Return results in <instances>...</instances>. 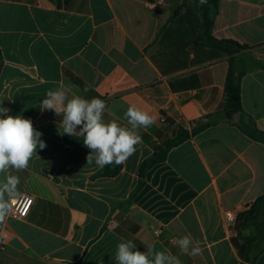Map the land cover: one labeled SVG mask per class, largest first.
Segmentation results:
<instances>
[{
  "label": "crops",
  "instance_id": "1",
  "mask_svg": "<svg viewBox=\"0 0 264 264\" xmlns=\"http://www.w3.org/2000/svg\"><path fill=\"white\" fill-rule=\"evenodd\" d=\"M203 19L194 0H0V107L31 119L47 145L8 171L33 203L25 219L0 223V264H115L122 240L182 264H264V242L242 254L237 221L224 220L264 195V144L253 137L264 133V0H218L212 15L213 39L248 46L234 64L241 111L229 118L230 57L206 44ZM58 87L105 101L106 121L130 128L135 105L155 123L138 129L143 144L125 164L99 169L82 138L60 135L61 117L40 110ZM178 130L189 137L140 174ZM189 233L201 255L175 244Z\"/></svg>",
  "mask_w": 264,
  "mask_h": 264
},
{
  "label": "clouds",
  "instance_id": "2",
  "mask_svg": "<svg viewBox=\"0 0 264 264\" xmlns=\"http://www.w3.org/2000/svg\"><path fill=\"white\" fill-rule=\"evenodd\" d=\"M206 0H199V5ZM40 110L53 111L60 116V135L67 134L82 138L83 146L89 149L87 164H93L103 169L108 165L120 166L137 152V146L143 144V138L138 129L152 126L156 117L142 111L135 105H130L124 113V119L129 127L122 126L117 119L106 121L104 114L107 109L105 101L98 97L86 99L79 95L69 96V90L64 87L50 89L40 101ZM10 109L0 107V223L10 214L11 204L20 193L17 187L18 176L9 175V169L25 170L37 150L46 148L41 139L43 133L35 129L31 119L21 115H9ZM109 115H113L110 111ZM179 251L185 255H201L203 249L200 242L194 241L191 234L174 241ZM195 245V246H194ZM115 264H182L178 256L167 249L156 250L154 245L140 251L131 240H122L116 246Z\"/></svg>",
  "mask_w": 264,
  "mask_h": 264
},
{
  "label": "trees",
  "instance_id": "3",
  "mask_svg": "<svg viewBox=\"0 0 264 264\" xmlns=\"http://www.w3.org/2000/svg\"><path fill=\"white\" fill-rule=\"evenodd\" d=\"M195 5L199 11H201L204 19H203V37H205L206 44H209L216 48L217 50L225 53L228 57H230L229 61V69L228 74L226 77L225 87H224V95H225V102L223 107L224 115L229 118L233 114L239 113L241 111V97H240V87H239V81L238 78H235V58H232V55L235 53H240L241 51H245L248 49V46L240 45L237 42L230 41V40H224V41H217L213 39L210 36V31L213 25L212 15L216 11L217 2L218 0H206V3L203 5H199V0H194ZM258 65L254 64L248 69H255ZM240 76V75H239ZM209 124H201L197 128H195L191 134H196L197 132L203 130L206 128ZM255 131V136H253L257 141L264 144V133L259 132L258 130ZM189 137V134L186 131L178 130L176 133V136H174L171 140H169L165 144V148L163 149V152L160 154H155L154 157L150 160L145 161L142 164L141 172L144 171V169L154 165L156 162L161 161L165 158V152L181 143L182 141L186 140ZM264 222V195L257 198L247 210L244 212H241L238 215L237 222L235 225V229L238 233V238L234 239V242L236 243L238 249L240 252H247L248 248H250L251 244H256L258 237L257 235H253L250 237H244L242 234L243 227H250L254 226L256 227L255 222L261 218ZM264 228V225H263ZM250 261V258H246Z\"/></svg>",
  "mask_w": 264,
  "mask_h": 264
},
{
  "label": "built area",
  "instance_id": "4",
  "mask_svg": "<svg viewBox=\"0 0 264 264\" xmlns=\"http://www.w3.org/2000/svg\"><path fill=\"white\" fill-rule=\"evenodd\" d=\"M151 8H156L157 4H149ZM33 203V198L26 194L23 193L20 195V198L12 202L11 204V212H10V217L14 220H23L27 217L30 208ZM224 220L227 225H232L237 221V213L236 211H229L226 212L224 215ZM161 233L160 230L155 231V235H159ZM2 247H0L1 249Z\"/></svg>",
  "mask_w": 264,
  "mask_h": 264
},
{
  "label": "rangeland",
  "instance_id": "5",
  "mask_svg": "<svg viewBox=\"0 0 264 264\" xmlns=\"http://www.w3.org/2000/svg\"><path fill=\"white\" fill-rule=\"evenodd\" d=\"M237 55H238V53L233 54L232 58L236 59L238 57ZM255 224H256V227H254V226H250V227L254 230L255 235H257V237H258V240H257L258 244H261L262 242H264V228H263L264 222H263L262 217L259 218L255 222ZM263 245H264V243H262L260 245V247H262Z\"/></svg>",
  "mask_w": 264,
  "mask_h": 264
}]
</instances>
